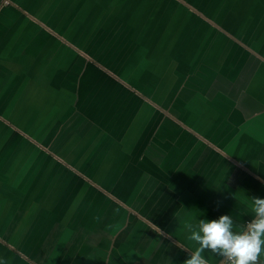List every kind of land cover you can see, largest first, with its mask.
Returning <instances> with one entry per match:
<instances>
[{
    "label": "crops",
    "instance_id": "0c3cea01",
    "mask_svg": "<svg viewBox=\"0 0 264 264\" xmlns=\"http://www.w3.org/2000/svg\"><path fill=\"white\" fill-rule=\"evenodd\" d=\"M251 197L264 0L0 2V264H183Z\"/></svg>",
    "mask_w": 264,
    "mask_h": 264
},
{
    "label": "clouds",
    "instance_id": "9594fccd",
    "mask_svg": "<svg viewBox=\"0 0 264 264\" xmlns=\"http://www.w3.org/2000/svg\"><path fill=\"white\" fill-rule=\"evenodd\" d=\"M251 219L234 230V221L230 214L221 215L216 220L200 219L197 224L185 223L184 228L190 235L195 250L188 253L183 264H208L203 255L211 252L220 256L224 264H264L261 257V245L264 241V198H249Z\"/></svg>",
    "mask_w": 264,
    "mask_h": 264
},
{
    "label": "rangeland",
    "instance_id": "374dc122",
    "mask_svg": "<svg viewBox=\"0 0 264 264\" xmlns=\"http://www.w3.org/2000/svg\"><path fill=\"white\" fill-rule=\"evenodd\" d=\"M186 6V5H185ZM187 9H190L188 6H186ZM175 9V8H174ZM172 10H173V7H172ZM191 10V9H190ZM71 163V162H70ZM73 164V162H72ZM69 165V164H68ZM74 165V164H73ZM68 167H73V166H68ZM84 172V171H83ZM86 173V172H84ZM103 171H100L99 175L97 177H100V178H97L96 176H91L90 175V172L87 175V177L85 175H83L82 173L79 174V176H81L84 180L88 179L89 182H91V184H93L95 187H97L98 189L102 190L106 195H110L108 191H111L112 193L116 194V195H121L122 192H123V188L120 187L119 185H123V183H121L119 180H115V182L113 183V185H108L109 181L107 182H102L100 179L102 178L103 176ZM106 173V172H105ZM78 174V173H77ZM102 183L103 184V187L102 188L100 185H98V183ZM119 184L118 186H116V184ZM73 189V188H72ZM78 190V187L77 189Z\"/></svg>",
    "mask_w": 264,
    "mask_h": 264
},
{
    "label": "built area",
    "instance_id": "2783aa9c",
    "mask_svg": "<svg viewBox=\"0 0 264 264\" xmlns=\"http://www.w3.org/2000/svg\"><path fill=\"white\" fill-rule=\"evenodd\" d=\"M0 2L6 3L7 0H0ZM221 264H224V262H222Z\"/></svg>",
    "mask_w": 264,
    "mask_h": 264
}]
</instances>
